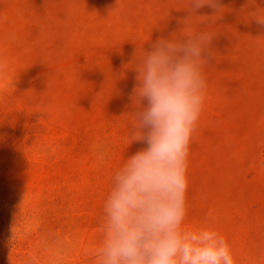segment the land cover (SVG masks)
Wrapping results in <instances>:
<instances>
[{
  "label": "rangeland",
  "instance_id": "obj_1",
  "mask_svg": "<svg viewBox=\"0 0 264 264\" xmlns=\"http://www.w3.org/2000/svg\"><path fill=\"white\" fill-rule=\"evenodd\" d=\"M218 2L188 19L192 0H0V264H95L112 177L144 146L136 66L192 29L215 35L185 225L264 264V0Z\"/></svg>",
  "mask_w": 264,
  "mask_h": 264
},
{
  "label": "clouds",
  "instance_id": "obj_2",
  "mask_svg": "<svg viewBox=\"0 0 264 264\" xmlns=\"http://www.w3.org/2000/svg\"><path fill=\"white\" fill-rule=\"evenodd\" d=\"M205 6L222 9L218 0H192L188 19ZM256 20L264 25V16ZM214 35L192 29L183 39L159 38L143 51L129 144L144 146L112 177L95 264H235L218 231L185 225L189 146L206 100ZM4 68L0 61V72Z\"/></svg>",
  "mask_w": 264,
  "mask_h": 264
}]
</instances>
